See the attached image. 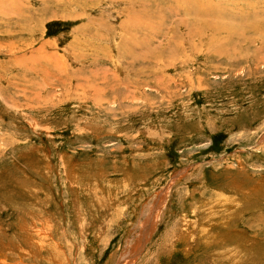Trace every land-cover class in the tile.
<instances>
[{"label":"rangeland","instance_id":"rangeland-1","mask_svg":"<svg viewBox=\"0 0 264 264\" xmlns=\"http://www.w3.org/2000/svg\"><path fill=\"white\" fill-rule=\"evenodd\" d=\"M0 264H264V0H0Z\"/></svg>","mask_w":264,"mask_h":264},{"label":"bare ground","instance_id":"bare-ground-1","mask_svg":"<svg viewBox=\"0 0 264 264\" xmlns=\"http://www.w3.org/2000/svg\"><path fill=\"white\" fill-rule=\"evenodd\" d=\"M189 1V0H188ZM187 3V2H186ZM189 3V2H188ZM195 3V2H194ZM180 4V3H179ZM181 5V4H180ZM184 5H185V3H184ZM197 6V5H196ZM182 7V6H181ZM179 8V7H178ZM188 8V7H187ZM197 8H199V6L198 7H196V9ZM179 9H181V8H179ZM190 9V8H189ZM188 10V9H187ZM201 10V9H200ZM185 12H189V11H185ZM202 12V11H201ZM201 14V13H200ZM206 14V13H205ZM203 16V15H202ZM219 19V18H218ZM220 19H221V17H220ZM213 21V20H212ZM210 25V24H209ZM213 25V24H212ZM215 26V25H214ZM217 26V25H216ZM219 27V26H218ZM215 28V27H214ZM215 29H217V28H215ZM214 29V30H215ZM219 29V28H218ZM217 31V30H216Z\"/></svg>","mask_w":264,"mask_h":264}]
</instances>
